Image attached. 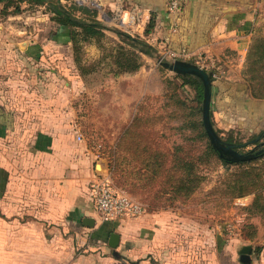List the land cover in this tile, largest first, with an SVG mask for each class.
Wrapping results in <instances>:
<instances>
[{
    "label": "crops",
    "instance_id": "crops-1",
    "mask_svg": "<svg viewBox=\"0 0 264 264\" xmlns=\"http://www.w3.org/2000/svg\"><path fill=\"white\" fill-rule=\"evenodd\" d=\"M101 1L119 9L120 3L142 9L145 26L154 17L155 28L144 39L152 47L166 45L173 52L216 57L229 69L226 81H245L242 73L258 21L256 8L264 0H185L179 14L167 9L169 0ZM22 7L18 14L0 15V264H264V238L259 237L258 225V219L264 218L247 211L252 199H244L241 215H246V222L228 242L219 236L211 238L204 232L206 226L197 228L200 232L191 229L192 238L181 239L178 231L193 227L186 215L181 216L193 207L192 200L180 211L145 214L136 220L104 223L99 219L90 185L100 172H107L104 160L82 136L80 121L72 119L83 110V102L78 108L66 104L70 96L82 101L87 98L85 83L90 77L76 75L73 96L71 85L68 91L62 84L64 74L41 69L39 76L32 74V68L26 72L29 77L17 72L20 65L30 67L47 59L57 62L62 59V48L71 49L69 43L19 41L10 32L6 34L9 20L27 19L28 15L33 19V12L26 10L29 6ZM2 9L0 6V13ZM1 36L8 38L1 40ZM90 46L94 45H86L85 50ZM145 73L117 77L111 73L109 80L130 81L134 78L128 77ZM108 93L121 98L111 111L128 115L133 102L129 94ZM252 100L257 103L255 110L225 109L237 115L235 123L228 120L230 134L238 130L246 137L245 132L253 136L264 130V100ZM243 118L251 121L249 131L244 129ZM88 218L95 220L94 227L85 226ZM246 226L254 227L253 238H243ZM112 234L120 236L116 249L109 246ZM195 235L203 237V247H193ZM81 245L84 250L78 248ZM244 247H250L249 255H241ZM106 248L111 249L109 255Z\"/></svg>",
    "mask_w": 264,
    "mask_h": 264
},
{
    "label": "rangeland",
    "instance_id": "rangeland-1",
    "mask_svg": "<svg viewBox=\"0 0 264 264\" xmlns=\"http://www.w3.org/2000/svg\"><path fill=\"white\" fill-rule=\"evenodd\" d=\"M96 2L101 7L100 9L92 5ZM62 4L69 10L75 9L78 15L81 14L78 11L79 7L96 8L97 13L95 19L105 27L103 31L104 36L100 41L96 39V41L94 40L91 43L81 44L82 51L79 56L80 63L75 62L74 52H72L68 46V50L67 48H62L64 51L61 60L54 62L47 59L46 62L42 61V63L30 67H26V64L20 65L17 72L26 76L28 75L27 77H29V74L26 72L29 68H32L34 69L32 74H38L39 76L41 75L40 73H42L40 71L41 69L44 70L43 72L56 75L64 74L66 76H63L64 81L62 80V84H66L64 88L68 89V91L72 90L70 93L73 96L76 94V75L78 73L88 75L90 79L85 83L89 90L87 98H84L82 101L79 98L70 96L67 97L66 104L78 108L79 102H83V110L76 113V117L74 115L72 119L73 121H80L81 125L79 128L82 136L85 140H88L89 144L97 150L98 155L104 160L103 163L105 164L107 172H100L99 177L103 174H108L114 186L124 191L134 201L140 203L146 209V214L164 212L165 210H172L173 212L175 210L180 211L183 209V205L192 200L193 207L187 211H183L184 214L182 213L181 215H186L189 223L193 226L192 228L178 231L179 234L183 235L181 238L183 241H185V238H192L191 234H195L194 231L190 232L191 229L195 228V232H200V229L198 230L197 228L201 226L208 227L204 232L207 231L210 233L211 238L217 240L219 236L227 242L232 241V239L234 240L235 236L228 234L225 230L226 225L231 223L235 215H241V210H237V208L234 207V202L238 199H247V201H249L248 199L253 200L254 195L232 198V195L227 192L228 189L225 184L234 179L232 175L238 174L239 171L244 168L240 166H230L226 168L217 159L212 160L210 163H206L205 161L203 164L199 163L196 171L203 176L204 180L197 192L188 200H178L171 205L168 203L169 207H167V209H159L155 212L149 211L150 201L156 200L158 203L166 205L165 200L157 198V194H159L158 192L161 188V182L164 178H157L152 184L146 185V181L143 180L144 173L140 172V177L135 176V173L139 170L138 168H134L132 164L130 165L132 168L129 167L124 173L119 172V175H117L116 172L110 171L109 166L112 161L113 151L116 149L118 142L121 140L126 129L131 125L133 119L139 116H143L147 123L135 129L136 135L132 136V138H134L136 142L140 140L144 142V144H147L148 147H155L157 150H175V148L184 147L185 153L183 154H189L190 156L200 154V152L204 150L205 144L198 140H194L198 136V133H194L192 128H188L193 122L202 120V115L196 112L200 107L202 108V104L200 105L197 103L196 92L191 87L185 86L179 75L169 71L160 63L163 60V63L174 62L170 57L173 51L166 45H161L160 49V46L153 45L156 51L153 57L145 55H141L140 57L141 67L137 72L145 71L146 73L144 76L137 78L134 76L128 77L134 78L130 79V81H127L128 79L126 81H121L122 79L120 78L119 80L111 81L109 80L110 74L112 73L115 76L118 72V68L115 65L117 50L119 46L123 45L115 32H123L132 37H139L144 40L148 25L145 26L143 24L145 21V19L141 17L143 10L126 3H120L121 8L119 9L116 6L111 7L109 4H103L101 0L95 2L94 0H62ZM27 8L29 9L26 10L33 12V19H28L31 17L28 15L27 19L19 21L16 19H14L16 21L9 20L6 27L9 31L5 30V32L7 31L6 34L10 32V34L19 41L31 39L32 41L39 40L42 43L55 42L54 39H57L55 37H57L59 27L50 20V14L47 12L46 8ZM256 11L258 12V21L255 28L257 30L255 38L264 37V1L262 3L260 2ZM123 14L125 25L121 24ZM104 15H107L108 18H105ZM138 19L140 22H138ZM9 26H11V28H9ZM30 31L33 35L32 38H29L31 37ZM7 38L6 36H1V40H6ZM62 41L64 40H61L59 45H66L63 44L64 42ZM89 44H93L94 46L88 47L87 51L85 50V46H89ZM127 48V50H131L129 47ZM77 56L76 54V57ZM203 58L205 59V56ZM213 60L216 64L215 67H206L208 64L205 63L204 68L207 72H213V75L216 76L213 80L215 83L219 82L221 85L217 87V84L213 87L211 110L214 129L217 130L218 135L223 141L233 136L236 142L242 144L249 142L252 138V136H249V133L245 132V134L248 135L246 137H241V133H239L238 130L237 132L235 131L233 135L229 133L231 131H227L229 130L228 120H232L235 123L237 115L225 111V109L228 108L234 112V110H238V107L241 106L243 110L248 112L251 109L255 110L257 107L256 101L252 100L253 97L248 88V81L244 74L247 58L242 73L245 79L243 82L226 81L224 77H227L228 67L226 68L225 63L216 59V57H214ZM193 61L194 60L189 62L196 64L195 61ZM200 65L203 66V64ZM80 67L85 68L87 72L83 73ZM137 72L127 74L133 75ZM127 74H120L118 76ZM51 82L58 84L59 81ZM68 85H71V89ZM104 86L108 89L106 92ZM143 86H145L144 89ZM110 90H115L124 95L129 94L131 98L130 101L132 102L133 100V102L130 106L128 115L122 116L120 115L121 113L115 110L111 111L114 106L117 108L115 103H120L121 98H119V100L113 98L115 96L108 93ZM34 115H38V117L41 116L40 113H34ZM247 120L248 119L243 120V123H245L243 126L246 131H249L251 121L247 122ZM233 122L231 124H233ZM253 148L254 147L250 145L240 152L247 153ZM100 163L102 164V161ZM257 165L262 167V172L264 173V165L260 163ZM100 169L101 167H99V170ZM230 212L233 213L231 214ZM248 216L251 215L248 214ZM261 217L264 218L263 216ZM258 225L261 228L259 230V237L264 238V219L259 218ZM194 239H197V241L191 243L193 247H203V245H201L203 240L201 235H195ZM104 244H107V242ZM85 246L88 247L87 245ZM212 247L217 248V244L212 242ZM78 248L84 250L83 245ZM110 253L111 249L108 251L106 248V255Z\"/></svg>",
    "mask_w": 264,
    "mask_h": 264
},
{
    "label": "trees",
    "instance_id": "trees-1",
    "mask_svg": "<svg viewBox=\"0 0 264 264\" xmlns=\"http://www.w3.org/2000/svg\"><path fill=\"white\" fill-rule=\"evenodd\" d=\"M178 3L179 9L177 12H174L177 14L182 12L185 0H178ZM23 4L29 7L46 8L50 14V20L59 27L57 37H55L57 39H54V41L58 42V44L61 40H64L62 41L64 42L63 44L69 43L72 52H74L75 62L77 63L81 62L79 58L82 51L81 44L91 43L94 40L96 41V39L100 41L104 36L103 31L105 27L95 19L97 13L96 8L77 7L81 13L78 15L75 9H67L62 4V0H0V6H3L0 15L6 17L9 13L18 14L21 12ZM10 9L12 10L11 12H9ZM167 9L169 10L168 4ZM153 19L155 18L153 17L151 19L145 36H148L155 28ZM256 32L257 30L255 29L247 55L244 74L253 99L264 100V37L255 38ZM115 33L123 43L117 50L115 65L118 68V72L115 75L135 73L141 67V55L148 57L155 55V49L145 40L139 37H132L123 32ZM127 47L131 50H127ZM76 54L78 55L77 57ZM81 70L83 73L87 72L85 68H81ZM179 77L185 86L191 87L196 92L197 103L201 105L204 96L202 82L193 76L179 75ZM214 83L215 81L213 80V87L218 84V82ZM196 112L202 115V108L200 107ZM192 116L195 117L194 115ZM145 123L147 122L143 116L133 119L131 125L126 129L116 149L113 151L112 161L109 167L111 172H116L119 175V172L124 173L132 164L134 168H138L139 170L135 173V176L140 177V172L144 173L143 180L146 181V185L152 184L157 178H164L161 182V188L158 192L159 194H157V198L165 200L166 205L158 203L156 200L150 201V212L167 209L169 207L168 203L171 205L175 201L191 198L200 188L204 180L203 176L196 171L197 165L199 163L203 164L204 161L210 163L212 160L217 159L226 168L230 166L244 168H241L242 170L238 174L232 175L234 179L225 184L227 185V192L232 195V198L254 195L252 205L247 211L252 215L264 217V173L262 172V167L257 165L258 163L264 165V148L255 153L256 158L251 162H227L221 159L218 152L212 147L204 129L203 122L200 120L199 122H193L188 127L190 129L192 128L194 133H198V136L194 140L205 144L204 150L200 154H194L193 156L183 154L185 153L184 147L175 148V150H157L155 147H148L147 144H144L140 140L136 142L132 138V136L136 135L135 129L144 126ZM215 131L218 134L217 130ZM233 134L234 132L231 133V135ZM262 140H264V130L252 136L251 140L245 143L247 146L239 149V152L250 145L259 144ZM225 142L236 145L242 144L236 142L233 136L225 140ZM243 229L244 239H250L255 236L253 226H246Z\"/></svg>",
    "mask_w": 264,
    "mask_h": 264
},
{
    "label": "built area",
    "instance_id": "built-area-1",
    "mask_svg": "<svg viewBox=\"0 0 264 264\" xmlns=\"http://www.w3.org/2000/svg\"><path fill=\"white\" fill-rule=\"evenodd\" d=\"M95 1L97 0H94V2ZM92 5L96 6L99 9L101 8L97 4V2ZM168 8L170 12H177L179 9L178 0H170ZM104 16L105 18H108L107 15ZM138 22H140L139 19ZM121 24L125 25L124 14L122 15ZM170 57L174 61L194 60L195 63L204 70H206L204 68L205 63L208 64V66L206 67L216 66L213 58L205 57L204 59L203 55L197 53H187L184 51L172 52L170 54ZM163 61H161L160 63L164 64ZM200 64H203V66H201ZM214 77L216 78L215 75H213V78ZM78 140H81L80 136H78ZM90 196L96 214L98 215L99 219L104 223L117 222L124 219L136 220L146 214V209L140 203L134 201L124 191L114 186L108 174H103L91 183ZM234 207L237 208V210L244 209L246 207L244 199L236 200L234 202ZM246 218L247 217L244 214L235 217L234 219H232L230 224L226 225L225 230L228 232V234L235 235L239 232V229L242 227V225L245 224Z\"/></svg>",
    "mask_w": 264,
    "mask_h": 264
},
{
    "label": "water",
    "instance_id": "water-1",
    "mask_svg": "<svg viewBox=\"0 0 264 264\" xmlns=\"http://www.w3.org/2000/svg\"><path fill=\"white\" fill-rule=\"evenodd\" d=\"M163 66L169 71L182 76H193L198 78L203 85L204 96L202 102V122L209 142L215 151L218 152L221 159L232 163L251 162L256 158L255 153L264 148V141L257 144L252 150L247 153H240L239 149L247 146V144L236 145L227 143L221 139L216 133L211 121V105L213 94V73L207 72L198 65L189 61H174L172 63H164ZM258 141V140H257ZM85 226L94 227L95 220L86 219ZM120 236L112 234L109 240V246L116 249L119 246ZM250 247H244L241 250V255H249Z\"/></svg>",
    "mask_w": 264,
    "mask_h": 264
},
{
    "label": "flooded vegetation",
    "instance_id": "flooded-vegetation-1",
    "mask_svg": "<svg viewBox=\"0 0 264 264\" xmlns=\"http://www.w3.org/2000/svg\"><path fill=\"white\" fill-rule=\"evenodd\" d=\"M240 153H242V152H240ZM244 153H246V152H244Z\"/></svg>",
    "mask_w": 264,
    "mask_h": 264
}]
</instances>
